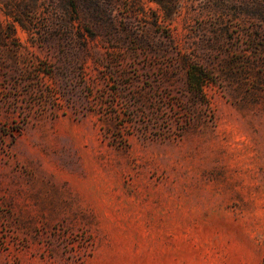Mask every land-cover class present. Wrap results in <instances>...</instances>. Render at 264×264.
I'll return each instance as SVG.
<instances>
[{"label": "rangeland", "instance_id": "1", "mask_svg": "<svg viewBox=\"0 0 264 264\" xmlns=\"http://www.w3.org/2000/svg\"><path fill=\"white\" fill-rule=\"evenodd\" d=\"M0 264H264V0H0Z\"/></svg>", "mask_w": 264, "mask_h": 264}, {"label": "trees", "instance_id": "2", "mask_svg": "<svg viewBox=\"0 0 264 264\" xmlns=\"http://www.w3.org/2000/svg\"><path fill=\"white\" fill-rule=\"evenodd\" d=\"M197 73L198 72L195 66H191L188 70V81L190 86L192 87L194 86L199 87L201 85Z\"/></svg>", "mask_w": 264, "mask_h": 264}]
</instances>
